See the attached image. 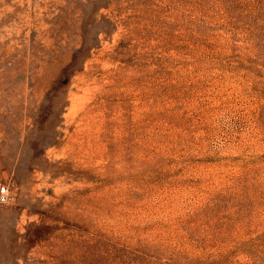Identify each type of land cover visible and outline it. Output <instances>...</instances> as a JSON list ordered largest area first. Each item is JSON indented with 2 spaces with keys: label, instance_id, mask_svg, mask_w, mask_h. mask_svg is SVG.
<instances>
[{
  "label": "rangeland",
  "instance_id": "rangeland-1",
  "mask_svg": "<svg viewBox=\"0 0 264 264\" xmlns=\"http://www.w3.org/2000/svg\"><path fill=\"white\" fill-rule=\"evenodd\" d=\"M0 264H264V0H0Z\"/></svg>",
  "mask_w": 264,
  "mask_h": 264
},
{
  "label": "built area",
  "instance_id": "built-area-1",
  "mask_svg": "<svg viewBox=\"0 0 264 264\" xmlns=\"http://www.w3.org/2000/svg\"><path fill=\"white\" fill-rule=\"evenodd\" d=\"M8 199V193L5 187L0 188V201L1 202H6Z\"/></svg>",
  "mask_w": 264,
  "mask_h": 264
}]
</instances>
